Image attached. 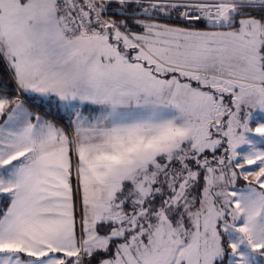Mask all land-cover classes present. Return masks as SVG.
<instances>
[{"label": "snow or ice", "instance_id": "snow-or-ice-1", "mask_svg": "<svg viewBox=\"0 0 264 264\" xmlns=\"http://www.w3.org/2000/svg\"><path fill=\"white\" fill-rule=\"evenodd\" d=\"M0 264H264V0H0Z\"/></svg>", "mask_w": 264, "mask_h": 264}]
</instances>
